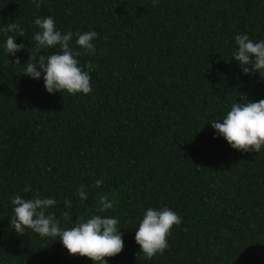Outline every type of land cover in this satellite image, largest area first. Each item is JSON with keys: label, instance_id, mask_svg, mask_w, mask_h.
Returning a JSON list of instances; mask_svg holds the SVG:
<instances>
[{"label": "trees", "instance_id": "trees-1", "mask_svg": "<svg viewBox=\"0 0 264 264\" xmlns=\"http://www.w3.org/2000/svg\"><path fill=\"white\" fill-rule=\"evenodd\" d=\"M47 16L62 33L99 34L95 55L75 35L70 42L78 66L92 64L91 93H48L43 76L24 75L35 19ZM13 22L24 36L3 31ZM238 34L264 39V0H42L39 9L0 0V264H95L10 229L11 198L37 192L56 200L62 227L90 218L96 194H109L114 207L100 214L119 219L124 248L108 264H264V146L233 149L210 123L240 102L238 92L264 99V80L234 59ZM9 35L25 45L15 56ZM162 207L182 223L163 254L138 256L139 223Z\"/></svg>", "mask_w": 264, "mask_h": 264}, {"label": "clouds", "instance_id": "clouds-1", "mask_svg": "<svg viewBox=\"0 0 264 264\" xmlns=\"http://www.w3.org/2000/svg\"><path fill=\"white\" fill-rule=\"evenodd\" d=\"M33 3L39 9L42 0H33ZM158 3L159 0H153L154 7ZM35 25L40 30L34 34L36 46L30 51V58L24 65V75L37 80L43 76L48 93H91L92 64L78 66L77 57L82 53L74 51L70 42L75 35V44L84 50V54L95 55L93 41L99 34L96 31L62 33L56 29L52 16L37 17ZM3 31L24 36L22 27L15 22L8 24ZM234 40L238 47L233 56L239 62L242 73L250 76L259 74L264 80V39L256 41L247 34H238ZM5 47L8 55L15 56L25 45L17 44L16 37L9 35ZM57 47L58 52L41 55L42 50ZM14 63L21 65L19 58ZM237 98L240 102H234L222 120L213 119L211 126L233 149L259 153L264 146V99L254 101L241 92L237 93ZM101 185L102 180H97L95 187L100 188ZM23 191L31 192V186H25ZM76 192L82 201L87 200L84 185H80ZM96 199L95 214L87 219L78 217L72 227H62L60 219L52 210L57 203L54 198H42L38 192L33 198H24L17 194L11 198L13 214L9 227L18 235H24L25 230L30 229L41 238L60 241L71 256L87 257L95 264H108L106 257H115L123 251V233L120 231L121 227H118V218L100 214L113 209L115 201L109 198V194L100 192L96 194ZM64 203L65 207H71V200L66 198ZM63 215L67 217L68 213ZM181 223L182 217L168 207L160 210L148 208L135 236L141 248L138 256L143 254L151 259L158 253L163 254L169 246L168 237L173 227Z\"/></svg>", "mask_w": 264, "mask_h": 264}]
</instances>
